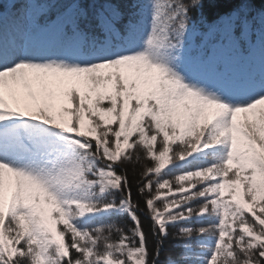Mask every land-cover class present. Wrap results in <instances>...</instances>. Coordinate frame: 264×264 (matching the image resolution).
Wrapping results in <instances>:
<instances>
[{"label": "snow or ice", "instance_id": "snow-or-ice-1", "mask_svg": "<svg viewBox=\"0 0 264 264\" xmlns=\"http://www.w3.org/2000/svg\"><path fill=\"white\" fill-rule=\"evenodd\" d=\"M0 264H264V0H0Z\"/></svg>", "mask_w": 264, "mask_h": 264}, {"label": "trees", "instance_id": "trees-1", "mask_svg": "<svg viewBox=\"0 0 264 264\" xmlns=\"http://www.w3.org/2000/svg\"><path fill=\"white\" fill-rule=\"evenodd\" d=\"M131 167L132 166H129V175L131 176L132 175V172H131ZM169 244L171 243V241L168 242Z\"/></svg>", "mask_w": 264, "mask_h": 264}]
</instances>
